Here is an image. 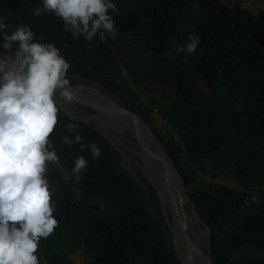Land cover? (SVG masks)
Returning <instances> with one entry per match:
<instances>
[{
  "label": "trees",
  "instance_id": "1",
  "mask_svg": "<svg viewBox=\"0 0 264 264\" xmlns=\"http://www.w3.org/2000/svg\"><path fill=\"white\" fill-rule=\"evenodd\" d=\"M112 2L119 34H106V42L95 37L92 47L54 14L33 16L41 0H0V17L29 25L37 41L56 46L71 64V85L77 76L101 85L154 127L157 108L167 125L155 129L209 227L213 264H264V0ZM189 34L199 37L195 52L175 51ZM126 40L148 56L146 76L124 78L116 50ZM2 45L0 35L7 53ZM68 123L79 125L85 144L101 149L97 160L79 144L60 143L72 135ZM50 139L60 160L47 174L58 226L39 242L45 264H182L154 188L140 170L144 186L135 180L94 121L74 119L60 107ZM81 155L88 167L76 181L71 168ZM253 193L260 205L248 207L244 201Z\"/></svg>",
  "mask_w": 264,
  "mask_h": 264
},
{
  "label": "clouds",
  "instance_id": "2",
  "mask_svg": "<svg viewBox=\"0 0 264 264\" xmlns=\"http://www.w3.org/2000/svg\"><path fill=\"white\" fill-rule=\"evenodd\" d=\"M41 2L42 8H36L33 16L54 14L63 21L66 31L77 38L82 35L89 47L95 37L106 42V34L112 38L119 34L109 14V10L118 12L112 0ZM0 35L8 53L0 59V264H41L39 242L58 226L53 215L55 189L47 174L49 164L60 163L50 139L58 123L60 101L70 104L75 99L66 75L71 64L52 43L37 41L29 25L13 26L0 17ZM187 39L189 42L175 51L194 53L199 37L189 34ZM154 111L153 118L163 130L167 121ZM64 128L72 135L62 136L61 144H79V150L90 151L93 160L100 157L96 143L83 142L77 123ZM87 167L84 156L73 159L71 174L76 181Z\"/></svg>",
  "mask_w": 264,
  "mask_h": 264
},
{
  "label": "water",
  "instance_id": "3",
  "mask_svg": "<svg viewBox=\"0 0 264 264\" xmlns=\"http://www.w3.org/2000/svg\"><path fill=\"white\" fill-rule=\"evenodd\" d=\"M7 55L8 53L0 50V59H4ZM81 85H84L82 89L79 88ZM95 85L98 84L92 83L88 85L85 83H76L71 85L75 97L74 101L86 108L92 109L93 111L90 112L89 115L96 119H99L100 113L111 115L114 118L115 124L119 126L122 131L120 134L124 135V132H127L133 139V142L138 147V151H136L137 157L144 166V170L141 172L152 185L160 199L165 229L172 236L176 254L182 264H192L191 241L186 236H183L185 253H181L173 231L179 223L182 224L181 211L183 207V205H178L176 203L175 191L179 190L181 193V203L186 199H191L181 172L174 161L168 156L151 119H144L135 111L128 109L121 98L108 90L102 91ZM94 88H96V91L93 90ZM60 107L66 112L61 104ZM68 115L74 118L70 114ZM111 145L113 146L112 140ZM152 164H156L161 168L158 166L154 167ZM158 176L160 181L157 180ZM142 185L144 186L143 183ZM202 225L206 231V236L203 238L206 250H204L203 253L205 257L210 260V263L213 264L211 257V232L204 222Z\"/></svg>",
  "mask_w": 264,
  "mask_h": 264
},
{
  "label": "rangeland",
  "instance_id": "4",
  "mask_svg": "<svg viewBox=\"0 0 264 264\" xmlns=\"http://www.w3.org/2000/svg\"><path fill=\"white\" fill-rule=\"evenodd\" d=\"M116 56L121 65L123 66L124 70H122V74L124 78L128 80H133V78L136 76L138 79L142 76L147 75V69L149 67V58L148 56L140 49L133 41H124L118 43V48L116 50ZM132 62V63H131ZM135 70L138 73H135ZM136 74V75H135ZM67 75V74H66ZM79 79V83H86L88 85L91 84V82H87L84 78L77 76ZM102 91L106 90L101 85H95ZM57 99H59V96H57ZM61 106L66 110L68 114L73 116L76 119L84 120V121H94V125L96 128H98L104 135H106L109 139H111L113 142V148L116 152H118L119 155L122 157V164L126 165V168L129 172H132L134 174L135 180L142 185V182L139 180V178L136 176L135 171L136 170H144V166L137 159L136 151H138V147L135 145L133 141H131L129 138L124 137V139H121L125 147L117 142L114 143V137L111 133V130L105 126L104 123H102L98 118H94L90 116V111L86 109L83 105L79 104L76 101H73L70 104H64L62 101H60ZM86 118V119H85ZM155 127H159V124L157 120H155ZM103 128V129H102ZM106 131V132H105ZM123 134L121 135V137ZM126 136V134H124ZM126 140V141H125ZM123 149V150H122ZM123 154V156H122ZM60 169L63 171V174L66 178L71 180V176L68 174L67 171L64 170L63 167L60 166ZM75 186L76 192H77V198L79 199L81 197L80 190L77 186V183L75 181L72 182ZM169 238L172 241V236L170 233H168ZM173 242V241H172ZM77 241L73 243L72 248H74ZM206 250L205 247V241L202 239V252ZM38 258L41 261V264H45L41 255L40 250L38 249L37 252ZM44 257H49L50 252L44 251L43 252Z\"/></svg>",
  "mask_w": 264,
  "mask_h": 264
},
{
  "label": "bare ground",
  "instance_id": "5",
  "mask_svg": "<svg viewBox=\"0 0 264 264\" xmlns=\"http://www.w3.org/2000/svg\"><path fill=\"white\" fill-rule=\"evenodd\" d=\"M84 85L79 86L82 89ZM96 91V88L93 89ZM90 110V109H88ZM92 112V111H90ZM86 119V118H85ZM99 119L108 127L113 135H114V143L117 142L125 147L122 142V137H129L130 135L127 132H124L126 136L121 137L120 127L117 126L114 122V118L111 115L100 113ZM103 129V128H102ZM106 132V131H105ZM126 141V140H125ZM113 142V141H112ZM164 145V144H163ZM123 150V149H122ZM123 156V154H122ZM154 167L158 166L156 164H152ZM161 168L160 166H158ZM138 174V173H137ZM140 177V176H139ZM157 180L160 181L159 176ZM248 196V195H247ZM175 201L178 205H183L181 216H182V224H178L175 229H173L176 240L179 246V251L181 253H185V245L183 243V236H186L191 241V261L192 264H211L210 260L205 257L202 250V239L206 236V231L203 228V220L197 210L195 209L193 202L191 199L185 200L182 203L181 201V193L179 190L175 191ZM257 206V205H256ZM204 241V240H203Z\"/></svg>",
  "mask_w": 264,
  "mask_h": 264
},
{
  "label": "built area",
  "instance_id": "6",
  "mask_svg": "<svg viewBox=\"0 0 264 264\" xmlns=\"http://www.w3.org/2000/svg\"><path fill=\"white\" fill-rule=\"evenodd\" d=\"M158 113H159V110L155 109L154 114L158 115ZM244 202H245V205L248 207H250L251 205H260L259 195L257 193H253L249 195L248 197H246Z\"/></svg>",
  "mask_w": 264,
  "mask_h": 264
},
{
  "label": "flooded vegetation",
  "instance_id": "7",
  "mask_svg": "<svg viewBox=\"0 0 264 264\" xmlns=\"http://www.w3.org/2000/svg\"><path fill=\"white\" fill-rule=\"evenodd\" d=\"M73 85V84H72Z\"/></svg>",
  "mask_w": 264,
  "mask_h": 264
}]
</instances>
